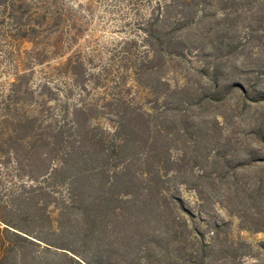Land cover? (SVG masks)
Returning a JSON list of instances; mask_svg holds the SVG:
<instances>
[{
	"label": "trees",
	"instance_id": "1",
	"mask_svg": "<svg viewBox=\"0 0 264 264\" xmlns=\"http://www.w3.org/2000/svg\"><path fill=\"white\" fill-rule=\"evenodd\" d=\"M75 19L60 0H0V264H180L187 241L185 261L198 258L210 243L179 196L197 159L189 112L227 100L218 89L235 88L229 64L264 30V0H119L120 91L102 98L107 69L94 80L80 50L35 85L24 72L21 44L42 47L28 56L39 66L78 39ZM219 227L205 225L213 242Z\"/></svg>",
	"mask_w": 264,
	"mask_h": 264
},
{
	"label": "rangeland",
	"instance_id": "2",
	"mask_svg": "<svg viewBox=\"0 0 264 264\" xmlns=\"http://www.w3.org/2000/svg\"><path fill=\"white\" fill-rule=\"evenodd\" d=\"M60 3L75 12L78 39L71 45L65 42L56 55L50 54L52 49L47 46L46 57L39 66H31L28 56L42 47L24 42L20 46L26 64L24 72L28 74L33 67L35 85L41 67L56 68L80 50L90 59L87 67L94 80L107 69L108 76L94 81L97 84L92 97L102 98L105 92L119 96V84H116L119 41L126 36L123 22L119 21V0H60ZM47 42L51 45L54 41L50 37ZM229 68L228 80L235 88L224 94L226 88L219 87V97L227 98L224 104H204L189 112L194 116L190 124L199 131L191 128L196 132L193 133L196 138L193 156L197 159L192 163L194 159L187 149L190 156L185 165L187 187H181L179 196L185 207L197 216L189 223L198 229L199 241L210 245L198 258L186 262L192 249L187 241L181 250L180 264H264V30L251 35L250 44ZM58 78L52 82L59 84L64 80ZM5 80L6 77L0 76V83ZM199 81L201 87H206L205 79ZM128 88L131 89L127 90L129 96L136 93L130 81L124 82L123 91ZM135 102L141 104L143 100ZM100 123L109 126L106 121L100 120ZM191 184L203 190L208 197H203L204 202L195 201L192 189H187L193 188ZM206 224L220 226L214 242L210 240L213 236L206 231Z\"/></svg>",
	"mask_w": 264,
	"mask_h": 264
}]
</instances>
